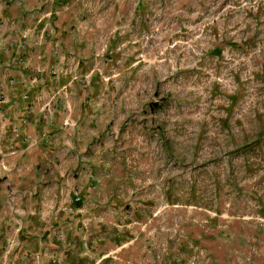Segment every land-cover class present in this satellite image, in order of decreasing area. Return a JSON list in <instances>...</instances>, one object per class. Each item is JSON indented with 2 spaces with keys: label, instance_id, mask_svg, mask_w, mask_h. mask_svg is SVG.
I'll list each match as a JSON object with an SVG mask.
<instances>
[{
  "label": "rangeland",
  "instance_id": "obj_1",
  "mask_svg": "<svg viewBox=\"0 0 264 264\" xmlns=\"http://www.w3.org/2000/svg\"><path fill=\"white\" fill-rule=\"evenodd\" d=\"M61 11L103 66L90 154L106 215L83 224L75 264H264V0ZM21 15L20 0H0L1 49L20 48Z\"/></svg>",
  "mask_w": 264,
  "mask_h": 264
},
{
  "label": "crops",
  "instance_id": "obj_2",
  "mask_svg": "<svg viewBox=\"0 0 264 264\" xmlns=\"http://www.w3.org/2000/svg\"><path fill=\"white\" fill-rule=\"evenodd\" d=\"M20 4L22 44L0 48V264H75L83 224L106 215L91 171L104 162L90 154L105 128L104 98L89 94L99 46L58 14L67 0Z\"/></svg>",
  "mask_w": 264,
  "mask_h": 264
},
{
  "label": "built area",
  "instance_id": "obj_3",
  "mask_svg": "<svg viewBox=\"0 0 264 264\" xmlns=\"http://www.w3.org/2000/svg\"><path fill=\"white\" fill-rule=\"evenodd\" d=\"M55 72V71H54Z\"/></svg>",
  "mask_w": 264,
  "mask_h": 264
}]
</instances>
